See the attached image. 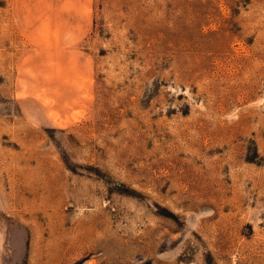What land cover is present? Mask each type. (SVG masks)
Instances as JSON below:
<instances>
[{"label": "rangeland", "instance_id": "1", "mask_svg": "<svg viewBox=\"0 0 264 264\" xmlns=\"http://www.w3.org/2000/svg\"><path fill=\"white\" fill-rule=\"evenodd\" d=\"M0 264H264V0H0Z\"/></svg>", "mask_w": 264, "mask_h": 264}]
</instances>
